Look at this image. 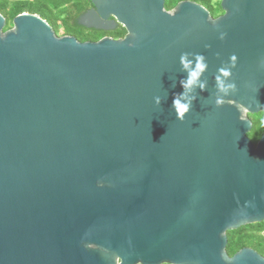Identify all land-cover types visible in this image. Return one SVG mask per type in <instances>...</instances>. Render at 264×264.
I'll return each mask as SVG.
<instances>
[{
  "label": "water",
  "instance_id": "water-1",
  "mask_svg": "<svg viewBox=\"0 0 264 264\" xmlns=\"http://www.w3.org/2000/svg\"><path fill=\"white\" fill-rule=\"evenodd\" d=\"M90 2L80 24L124 39L59 38L31 14L4 32L0 14V264H264L226 253L228 231L264 222L247 118L264 114V0H222L218 19ZM174 98L192 102L183 121Z\"/></svg>",
  "mask_w": 264,
  "mask_h": 264
},
{
  "label": "trees",
  "instance_id": "trees-1",
  "mask_svg": "<svg viewBox=\"0 0 264 264\" xmlns=\"http://www.w3.org/2000/svg\"><path fill=\"white\" fill-rule=\"evenodd\" d=\"M191 1L204 7L211 15L216 18L223 14L220 0H165V10L172 11L179 3ZM69 3V0H0V14L6 20L4 32L13 28V20L23 14L29 13L36 15L47 22L53 29L55 35L61 26L64 30V36L74 35L79 42H98L103 38L109 37L114 40L124 39L126 31L119 27L113 32H104L89 30L86 28L79 29L87 32L78 34L73 32L77 27L75 21L77 15L86 12L90 0H84L81 10L72 15L68 9L63 10V6ZM252 122V130L248 138L254 146L257 145L264 133V114L247 115ZM228 245L226 249L227 256L232 258L235 254L243 249H251L264 258V222L245 225L239 229L227 232Z\"/></svg>",
  "mask_w": 264,
  "mask_h": 264
},
{
  "label": "clouds",
  "instance_id": "clouds-1",
  "mask_svg": "<svg viewBox=\"0 0 264 264\" xmlns=\"http://www.w3.org/2000/svg\"><path fill=\"white\" fill-rule=\"evenodd\" d=\"M187 54L181 57V63L185 68L189 67V62L186 60ZM199 63L197 64V70L194 72H191L189 75V78L187 80H181V86L184 89H191L195 84H197L201 74L205 71L207 65L204 63V57L198 56L197 57ZM233 60L236 59L235 56L232 57ZM221 72L223 76L227 77L230 75L228 70L221 69ZM217 80L220 82V88L221 90H224V83L223 81H220V78L217 77ZM205 87L204 84H200L201 90H203ZM230 87H235V85H231ZM183 94H178L179 96H182ZM194 99V98H193ZM156 103L159 105L161 103V100L159 97H156ZM222 101L217 99V104H221ZM192 106V102L189 101L187 103H182L180 98H174L173 100V107L176 110L177 118L181 121H183L186 117V115L190 112Z\"/></svg>",
  "mask_w": 264,
  "mask_h": 264
},
{
  "label": "flooded vegetation",
  "instance_id": "flooded-vegetation-1",
  "mask_svg": "<svg viewBox=\"0 0 264 264\" xmlns=\"http://www.w3.org/2000/svg\"><path fill=\"white\" fill-rule=\"evenodd\" d=\"M185 2H191V1H185ZM220 2H222V0H220ZM191 3H193V2H191ZM221 4V3H220ZM83 5H84V0H69V3H67L65 6H63V10H67L68 9V11L72 14V15H74V13L76 14L79 10H81L82 9V7H83ZM88 9L86 10V12L85 13H87L89 10H92V8H93V6L91 5V2L88 4ZM84 12H81L79 15H77V17H76V19H75V21H76V23H77V27H75L76 29L75 30H77V29H79L78 27H80V28H84L81 24H80V20H81V18H82V16L85 14ZM23 14H29V13H23ZM210 14V13H209ZM22 15V14H21ZM31 15H33V14H31ZM224 15V13L223 14H221L220 16H218V17H216V18H213V17H211L212 19H218V18H220L221 16H223ZM36 16V15H35ZM211 16V15H210ZM120 26H118L116 29H118ZM79 30H81V29H79ZM113 31H115V30H112L111 32H113ZM64 37H73V38H75V39H77L76 38V36H74V35H69V36H64Z\"/></svg>",
  "mask_w": 264,
  "mask_h": 264
},
{
  "label": "rangeland",
  "instance_id": "rangeland-1",
  "mask_svg": "<svg viewBox=\"0 0 264 264\" xmlns=\"http://www.w3.org/2000/svg\"><path fill=\"white\" fill-rule=\"evenodd\" d=\"M73 32H76L77 34H78V32L80 33V34H82V33H87V32H85V31H83V30H79V29H77V30H72ZM64 30H63V28L60 26L59 27V29H58V32H57V34H56V36L57 37H59V38H62V37H64Z\"/></svg>",
  "mask_w": 264,
  "mask_h": 264
}]
</instances>
